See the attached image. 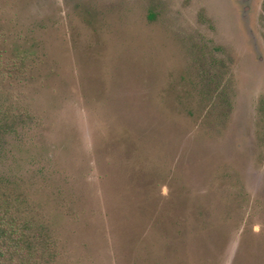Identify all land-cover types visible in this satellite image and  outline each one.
Here are the masks:
<instances>
[{
    "label": "rangeland",
    "instance_id": "rangeland-1",
    "mask_svg": "<svg viewBox=\"0 0 264 264\" xmlns=\"http://www.w3.org/2000/svg\"><path fill=\"white\" fill-rule=\"evenodd\" d=\"M0 194L37 264H264V0H0Z\"/></svg>",
    "mask_w": 264,
    "mask_h": 264
},
{
    "label": "trees",
    "instance_id": "trees-1",
    "mask_svg": "<svg viewBox=\"0 0 264 264\" xmlns=\"http://www.w3.org/2000/svg\"><path fill=\"white\" fill-rule=\"evenodd\" d=\"M9 199L0 194V264H37L46 251L36 242L43 233H32L23 209Z\"/></svg>",
    "mask_w": 264,
    "mask_h": 264
}]
</instances>
